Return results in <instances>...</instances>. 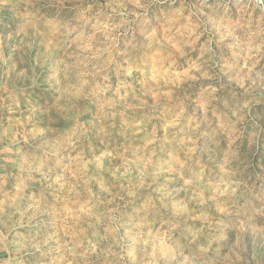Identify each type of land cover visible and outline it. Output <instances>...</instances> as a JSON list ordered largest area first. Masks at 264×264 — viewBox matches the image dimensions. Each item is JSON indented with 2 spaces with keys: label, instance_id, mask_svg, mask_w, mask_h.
I'll return each instance as SVG.
<instances>
[{
  "label": "clouds",
  "instance_id": "obj_1",
  "mask_svg": "<svg viewBox=\"0 0 264 264\" xmlns=\"http://www.w3.org/2000/svg\"><path fill=\"white\" fill-rule=\"evenodd\" d=\"M0 264H264V0H0Z\"/></svg>",
  "mask_w": 264,
  "mask_h": 264
}]
</instances>
